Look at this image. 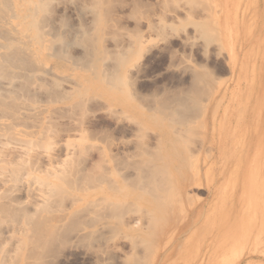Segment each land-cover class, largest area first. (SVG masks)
Masks as SVG:
<instances>
[{
	"label": "bare ground",
	"instance_id": "obj_1",
	"mask_svg": "<svg viewBox=\"0 0 264 264\" xmlns=\"http://www.w3.org/2000/svg\"><path fill=\"white\" fill-rule=\"evenodd\" d=\"M46 1L47 0H0V79H8V81H3L4 84L1 83L2 81L0 82V110L2 109L16 121L20 116V109L23 107L19 105L21 102L17 100V98H19L18 94L17 96L15 95L17 92L14 90V92H16L14 93L10 85H13L15 79L19 76L32 78L37 74V76H41L39 80L42 78L46 80L43 73L38 75V72L46 73L53 69L56 70L58 66L64 65L62 60L64 57H67V61H70L68 62L69 65H77L76 67L80 68V70L82 69L87 75L84 79H78L80 85L87 80L88 82L93 81L92 83H95L99 87H103L104 90L106 89L107 91V96L112 98L113 102L121 103L126 109H131L132 112L136 113L139 116L138 119L141 118V123L139 122L140 125L145 123L153 124L158 131L156 136H159L157 137L158 141L156 144L138 146L141 144L136 143L135 145L138 147H134V150H125L123 156H116L114 154L115 156L112 155L111 157V155H107L108 152L103 151L107 155L106 166H104V164L100 165L98 163L100 160H94L92 159L93 157L91 158L92 162L90 161V163H87V159L82 157L84 148L82 149L81 145L83 144L79 145L76 143V146L80 149H77L74 143L73 147L72 145L70 146L72 149H69L68 146L62 159H58V155L56 156V154H54L53 150L56 148L54 146L56 145V141L54 142V140L52 141L53 143L49 142L48 144L54 147H45L46 145H43L45 150L42 151V144H45L44 141L48 142V139L46 140V134H38L41 140L43 136L46 137H44L45 140L43 143L40 140V145H36V147L38 146V150H36L39 151V147H41L40 150L42 152H28L27 149L30 148L26 146L29 143L28 139V143L24 145L25 147H22L27 151L18 150V147L13 149L8 148L9 150L7 151H11V153L7 152L6 154L9 153V155L3 156L4 158H2L1 156L6 152V149L3 148L0 150V170L2 171L0 175V264L45 263L43 259L46 258L45 256L42 258L41 254L43 252H38V254L35 255L30 253L35 258V260H33L34 262H31V256L27 250H30V246H36V248H44L45 246L51 248V246H53L56 249V246H58L56 243L62 244L61 246L70 247L69 249L72 252L70 253L68 251L70 254H75V252L82 250L81 248L87 244L88 248L86 246L84 249L86 248L88 251L83 250L84 253H81L82 251H79V253L82 255L87 253L89 255H94V252L90 251L92 249V247H90L92 246L91 244L95 240H100L96 244L98 246L99 244L101 246V244L106 243L110 238L108 235L109 231L117 232L121 235L123 234L122 236L127 238L130 243V248L125 251L124 255L121 254L123 256H115V261L116 258H119L117 264H166L175 256H179V260L183 264H191L197 261H200V264L209 263L213 256L212 253L211 255L204 254L201 257H198V255L194 257L193 255L187 256L192 245L190 242L192 236L191 231H193L199 221H201L200 219H202L201 217L207 202L199 200L198 206H192L191 208L188 206L185 207V203L188 202L187 200H194L189 194V189H191L193 185L196 186L197 184L199 187L206 185L209 190L216 191L219 184L230 170L228 164H226L227 154L224 145V129L222 125L226 120H228L229 123L233 121L236 116L234 108L238 110L240 107L251 109L254 102L257 101L260 96L264 95V68L261 69V67L258 68L259 66H257L259 62L264 65V48H261L253 54L256 64L254 66V75L252 76L253 83L250 95L247 97L246 101L242 99L238 102V99L235 98V91H232L228 99L227 108L221 113L220 107L227 100V92L226 94L224 93L225 95H222L224 97L221 98L216 95L213 89L217 80H215L213 75V78H210L211 76H208L209 74L206 73L209 79H206L207 81L204 83L202 82L203 84L201 83L203 85L201 90L199 89L197 92H192V89L184 90V88H181L182 86L178 87V89H181L176 92L174 89L173 92L175 93L172 98L168 99L167 95L168 101H166L167 99H165V96V103L161 102L157 110L148 113L150 109L145 110L141 107L144 104H140V106L133 102V97L135 95L131 94L133 92L130 93L131 89L129 90L128 88L130 85H128L129 83L127 84L123 76L128 61L133 57L137 47L142 46L145 40V33L144 35L141 34L137 36L135 34L136 36H131L133 37L131 41L129 40V43L126 42L127 44L123 43L124 45L120 44V49L116 52H110V50L105 51L99 42L100 36H102L101 34L103 33V17L102 13L99 12V10L98 13L96 10L93 26L91 27L89 25L90 28L84 24L85 26L82 25L80 28L76 29L74 34L76 42L84 47V54L77 56L68 55V51L67 54L64 52L66 51L64 50L66 47L64 49H58V46L55 45V39L59 37H52V35L64 36L65 34L61 33L57 35L58 29L53 31L52 28H50L51 26L48 28L50 30L47 31L46 25L48 24V27L49 23L44 17L45 14L42 15L46 22V29L42 26V23L45 22H43V19L40 17L41 11L44 7L50 6V4L47 5ZM171 1L177 2V0ZM187 1L189 2L188 6L190 9L188 8L186 16L199 12L197 13L198 17H193L194 19H192L196 33L198 32V34L204 35L208 39H215V33L222 34L221 38L217 37L218 39H216L218 40V46L228 49L230 56H232V49L230 48L231 40L228 33H224L225 27L227 26L226 19L230 16L227 10V3L232 2L236 4L237 15H239V11L244 6L258 3L259 6L252 9L253 21L246 20V17L249 15V10L244 12L243 22L237 21V30L239 34L236 38L239 39V42L241 39L245 41V32L254 31L260 25L263 26L262 34L254 38L261 40L262 45H264V0ZM102 2V0H94L92 4L94 3V8L98 9L102 6ZM181 4L184 5L185 3L182 2ZM137 5L139 4H136L138 8ZM175 5L177 4L175 3ZM195 5H198L197 8L194 7ZM167 6L168 4L166 7ZM180 6L181 5H179V8ZM186 6L187 5H185V7ZM182 7L184 8V6ZM175 8L178 9L177 6ZM46 11L47 10L44 12ZM139 15H141V13ZM146 16L148 17V15ZM184 16L182 13L175 15L176 18L173 20L177 18L181 21L185 20L186 17ZM150 17L153 19V16ZM152 19L150 23H148L150 27L148 29L157 31L163 30L161 33L164 32L166 25L161 24L162 22L156 23L155 20L157 18L155 20ZM166 19L167 18H165V20ZM65 26L67 25H64V27ZM70 26L71 25L68 27ZM52 31L57 34H53ZM69 33L72 35L71 31H68V34ZM67 37L64 39H68ZM75 39H73L74 42ZM60 40H57V42ZM61 41L64 42L63 39ZM243 41L240 42V50L242 51L245 47ZM67 43L66 45L68 46ZM71 44L72 43L69 45ZM116 46H118V44ZM71 48L72 47H70V49ZM232 59L233 67L236 70L239 66V61L234 58ZM111 60H113L112 62H114V64H110L111 62L108 64V61ZM50 61L53 62V66H49L48 63ZM17 68H20V70L22 69L21 74L16 71ZM201 75L199 76L202 77ZM197 77H195L196 79L194 80L199 81L200 78L197 79ZM242 80H244V77L241 73L239 81ZM41 81L39 82L40 85L44 79L42 82ZM28 82L30 83V81ZM51 83H53V85ZM51 83L50 86L58 84L55 82ZM46 84H48V82L45 81V84L42 86H47ZM195 84L199 85L200 81L198 84ZM8 85L12 90L6 87ZM61 86L57 89H60ZM199 86L197 87L199 88ZM197 87H195L194 90L197 89ZM50 88L48 84V89ZM72 89L74 88H70L69 90L63 89L64 91L61 89L62 91L60 90L59 92H57L56 89L52 90L57 97L55 102H65L70 99L72 101ZM55 95L53 96L55 97ZM161 100L163 101V98ZM140 101L142 102V100ZM258 104L259 110L249 111L246 109V111L244 110L245 112L240 115L239 119L238 117L236 118L238 119V123L247 124V134H249L254 141L250 147L251 152L249 153L253 155L254 162L244 171H235L231 173V175L236 178L233 195L231 199L224 200L223 202H230L228 206H230L231 209L230 216L233 218L240 213L243 207L242 201L248 195H252V192H255L250 186L245 185L249 180L253 179L251 181L254 182L256 193L264 190V176L260 177L256 174L257 171L264 172V105L260 107L259 102ZM151 107L152 106L149 108ZM4 112L2 113L3 115ZM17 122L19 121L17 120ZM15 125L16 123L14 124V122L6 124L5 121L4 123L0 121V133H3V131L9 132L10 130L12 133L18 134L21 130L17 132L14 127ZM205 128H212L211 139H209L210 146L208 145L210 147H208L210 151V153L208 152V156L211 158L212 163L211 167L208 169H205L207 160H204L207 156H203L205 157L203 159L205 162L200 156L202 155L201 147H204L203 144H205V142L201 143V147L198 151H194L191 147V139H194L196 134L198 132L200 133L201 129ZM139 130L142 132L141 128ZM12 133L11 135L13 136ZM9 134L7 133V136H10ZM3 135L5 134L3 133ZM201 135H203V133ZM2 138L4 139V137ZM18 138V140L21 141V137ZM7 140L10 141V139ZM35 142L39 144V141ZM10 143H12V141L9 142V144ZM18 143L20 145V142H17L15 143L17 144L16 146H18ZM15 144L12 143L9 146H15ZM20 147L21 145L19 148ZM30 150L34 151V148H30ZM6 154L4 153L3 155ZM219 164L220 166L218 167L217 165ZM218 169H220V171L217 173L215 170ZM212 171H215V175L212 181H210L208 175ZM240 183L243 184L241 188H239ZM190 203L193 204L192 202ZM252 204L253 202L249 204V209ZM168 215H174V218H180V221H183L182 223H177L169 229H166L164 227L166 224L163 226L161 220L166 219ZM235 223V220L229 221L227 219L220 223L219 226L221 231H223L235 225ZM203 225L204 224H200L198 228ZM263 232L264 225L260 226L259 233L262 234ZM162 236L168 240L160 247L158 242ZM235 236L236 235L232 236L231 240H229V238L227 240H221L217 251L225 252L230 250V248L235 245V242L237 243ZM208 247H211V245ZM42 250L43 249H41V251ZM53 251H57V249ZM57 252L60 253L61 251ZM48 255H46V257ZM50 259L52 260V257ZM51 262L53 263L54 261L52 260Z\"/></svg>",
	"mask_w": 264,
	"mask_h": 264
},
{
	"label": "rangeland",
	"instance_id": "obj_2",
	"mask_svg": "<svg viewBox=\"0 0 264 264\" xmlns=\"http://www.w3.org/2000/svg\"><path fill=\"white\" fill-rule=\"evenodd\" d=\"M102 1H103L102 6L99 7L98 9H95L93 6L94 3L92 4L94 0H51V1L47 0L46 1L47 5L50 4V6L45 5L46 7H44L43 10L41 11L40 17L41 19L45 17L46 21L49 23V26L47 27L48 25L47 24L46 25L47 29L45 28V24H46V22L44 21L45 19L42 20L43 22H45L42 23V26H44V28L47 31L50 30L48 29L50 26H51L50 28H52L53 31L54 30L56 31L58 29L57 32L58 34L56 33L57 35L64 33L65 35L62 34L64 36L60 35L61 37L52 35V37H56V38L59 37L58 39H55V45L58 46L57 47L58 49H62V48L64 49L66 47V49H64L66 50L64 51L65 54H67L68 51L69 52L68 55H75V56L83 55L85 51L84 47L76 42L74 35L75 31L84 24L88 27L90 26L92 27L94 24L93 20L95 18L94 14L96 15V12H98V10L99 12L102 13V17H103L102 19L103 33L101 34L102 36H100L99 42L105 51L110 50V52H116L118 49H120L121 45H124L123 43L126 42L129 43L131 41V39L133 38L131 36H136V35L138 36L141 34L144 35L145 33L144 35L145 40L143 41L142 46L137 47V50L134 52L133 57L130 58V60L128 61L125 72H123V76L125 77L127 84L129 83L128 85H130L128 86L129 90L131 89L130 93L133 92L131 94L135 95L133 97V102H135V104L137 105L138 104L146 105V106L140 105L145 110L148 109L151 110L152 108L151 111L148 110V113L157 110L158 107H160L161 102L165 103V99H167V95H168V99L172 98L174 93L181 88L182 89L184 88V90L192 89L191 90L192 92L193 91L197 92V90L199 91V89L201 90L203 86L202 84L209 79V77H207L208 74H209L208 76H211L210 78H213L212 77L213 75L215 80H217L215 83L216 85L214 86L213 89V92L216 95H218L221 98L224 97L222 95L224 93L226 94L227 92L228 95L227 100L220 107L221 113L227 108L229 102L228 99L232 91H235V95H236L235 98L238 99V102L242 99L244 101L247 100V97L250 95V91L253 83L252 76L254 75V66L256 64V60L253 58V54L259 51L261 48H264V45H262L261 40H258V38H254V37H258L262 34L263 26L259 25L256 30L251 32H245L246 33V37L244 36V38H246L245 41H243L244 39L240 40V42L243 41L245 44L244 50L242 51L240 50L239 39L236 38V36L239 34V31L237 30V21L243 22L245 15L244 12L248 10H249L248 11L249 15L246 17V20L253 21L254 18H252V14H253L252 9L258 7L259 6L258 3H252L249 4L248 6H244L239 11V15L236 14L237 11L236 4H233L232 2L227 3V10L230 13L229 14L230 16H228L226 19L227 26L225 27L224 33H228L231 40L230 48L232 49V54H231L232 56H230L228 49L226 48L224 49L218 46V40L216 39H218L219 37L221 38L222 34L215 33L216 34L215 39L213 38L208 39L206 36L200 35L198 34V32L196 33L195 27L192 23V19L197 18L198 17L197 13L199 12H195L190 16H186L187 15L186 13L189 8L188 6L189 2L187 0H181V1L177 0V2H173L171 0H102ZM179 1L185 4L182 5ZM137 3L139 4L137 5L138 8L136 7ZM175 3L177 5H175ZM167 4L168 6L166 7ZM179 5H181L180 8ZM185 5H187L188 7L186 6L187 7L186 8ZM176 6L178 7V9H181L182 11L176 9L175 8ZM182 6H184V8ZM197 6L198 5H195L194 7L197 8ZM45 10L47 11L44 12ZM91 12L92 13L95 12V13L92 14ZM140 13L141 15H139ZM181 13L183 16L185 15L184 17H186L185 20H182L183 22L178 18H177L178 20L177 19L173 20L174 18H176L175 15ZM42 14L43 15L45 14V16L43 17ZM146 15H148V17ZM149 15L153 16L154 20L157 18L155 20L156 23L162 22L161 24L166 25L164 32L161 33V31L163 30L157 31V30L148 29L150 28L148 26V23H150V20L152 19ZM165 18L167 19L165 20ZM64 25L67 26L64 27ZM69 25L71 26L68 27ZM53 31L52 33L55 34ZM68 31H71L72 35L70 33L68 34ZM65 37H67L68 39H64ZM61 38L64 40V42L61 41L62 40ZM73 39H75V42ZM57 40H60L61 42L60 41L57 42ZM53 43H54V38H53ZM66 43L68 44V46L66 45ZM70 43L72 44L69 45ZM117 44L118 46H116ZM70 47L72 48L70 49ZM232 58L239 61V66L236 70L233 67ZM67 60L68 58L64 57L62 60L64 65L60 67L58 66L57 68L55 67L56 70L53 69L54 71L51 70L50 72H46V73L38 72V75H41V73H43V76L46 77V80L45 78L39 80L41 76H37V74L35 75V77L32 78H26V76H22V77L19 76L18 78H16L17 80L15 79L13 85H10L11 88H13V92L14 90L17 92L14 93H16L15 94L16 96L18 94L19 98H17V100L18 102L19 101L21 102L19 105H21V107L23 108H21L22 110L20 109V113H19L20 118L18 117L16 121L1 109L2 111L0 110V118L2 116L3 117L1 118L0 121L3 123L5 121L6 124H8L9 122L10 123L14 122V124L16 123V125L14 126L15 130L17 132H19L20 130L21 131L18 134L12 133L10 130H9L10 134L7 131H3L5 135H3V133L1 132L2 134L0 133V148H1L0 150H2L3 148L6 149V152H4L6 154L7 152H9L7 150L18 147L17 148L18 150H22V151L28 150V152L37 153L45 150L44 149L45 147H49V146L51 147L52 145H48V144L49 142L53 143L52 141L54 140V142L56 141L55 142L56 145H54L56 148L55 149L52 148L54 149L53 150L54 154H56V156L58 155L57 156L58 159H62L65 155L68 146L69 149L70 148L72 149L73 143L75 144V146L77 144L79 145L83 144L81 145L82 149L84 148L83 149L84 154L82 153V157L87 159V161L85 160L87 163L88 162L90 163V161L92 162V159L94 160L98 159V161L100 160L98 162L100 165L104 164V166H106L107 155H111V157L112 155L123 156L125 150H134V147L143 146V145L148 146L157 143L158 141L157 137L159 135L156 136L158 131L153 124L145 123L143 125H140L141 118L138 119L139 116L136 113L132 112L131 109L130 110L126 109L121 103L113 102V99L107 96L106 89L104 90L103 87H99L95 83L94 85L92 83L93 81L88 82L87 80H85L84 81L85 83L83 82V84L80 85L78 79L80 78L84 79V77L87 76L86 73H84L82 69L80 70V68L76 67L77 65L76 66L69 65L68 62L70 61ZM112 61L113 60L108 61V64L110 62H111L110 64H114V62ZM48 64L49 66H53V62L51 61ZM262 65L263 64L259 62L257 66H259L258 68L261 67V69H263L264 65L263 66ZM17 69L16 71L21 74L22 69L21 70L20 68ZM203 71L206 72L204 73ZM241 73L243 74L244 80L239 81V76L241 75ZM199 75H201L202 77H200ZM195 77H197V79L200 78L199 85L201 86L195 84V83L198 84L199 82L198 80H194L196 79ZM27 79L28 81H30V83L27 81ZM4 80H6V78L4 79L2 78V80L0 79V82L2 81L1 83L4 84L3 83ZM6 81H8V79ZM40 81L42 82L41 85L39 84ZM45 81L48 82L49 88L53 85V83L51 82H55L58 84L57 85L54 84V86H52L53 88L51 87L52 89L51 88L48 89V84H46L47 86L44 87L42 86L45 84ZM50 83L52 84L51 86ZM15 84L17 87L15 86ZM59 85L62 86L60 89H57L60 87ZM10 86L8 85L6 87L9 88ZM197 86H199V88ZM54 87L57 92H59L61 89L69 90L70 88H74L72 89L73 92L71 95L72 101L70 99L69 101H65V102H55V99H57V97L54 94V91H52L55 90ZM178 87L181 88L178 89ZM195 87H197V89L194 90ZM11 88L9 89L12 90ZM174 89L175 92H173ZM53 95H55V97ZM162 98L164 102L161 100ZM139 99L142 100V102ZM168 99L166 101H168ZM263 100H264V95L260 96L257 99V101L254 102V105L251 109H248L247 107L245 109L240 107L239 110L237 108L236 109L234 108L236 112V116L233 119V121L229 123V121L226 120L223 123L222 125L224 129L223 138L225 141L224 145L227 154L226 164H228L230 170L219 184L218 189L216 191H211L209 190V188H207L206 185H204L203 187L202 186L199 187L197 184L196 186L193 185L191 189H189V194L191 198L195 200V202L193 199H192L193 201H191V199L187 200L188 202L185 203V207L188 206L189 208H191L192 206H198L199 200L206 201L207 204L205 206L204 213L201 217L202 219H200L201 221H199L198 225L193 229V231H191L192 236L190 238V242L192 245L187 253V256L193 255L194 257L198 255V257H201L204 254L211 255L212 253L213 254L212 259L207 264H264V232L262 234L259 233L260 226L264 225V190H261L259 193H256V189L254 188V182L251 181L253 179L249 180L245 185L250 186V188L254 189L255 192H252V195H248L242 201L243 207L241 208V211L238 214V216H236L235 218L230 216L231 209L230 206H228L230 202L228 203L223 202L224 200L226 201L227 199H231L233 195V189L235 187L236 178L232 176L231 173L235 171H244L248 169V167H250L251 164H253L254 162L253 155L249 154L251 152L250 147L254 141L252 137H250V135L247 134V124L238 123V119L240 115L246 111V109L249 111L259 110L258 102L260 103V107H261L262 105H264ZM150 106L152 107L149 108ZM3 112L5 118L4 115L2 114ZM237 117L238 119H236ZM17 120L20 123L17 122ZM138 127L139 129L140 128L142 129V132L138 129ZM201 131L200 133L198 132L196 134V136L197 135L199 136V137L197 136L198 138L196 136L195 137L193 136L195 140L191 139V145H192L191 147L194 149V151H198L201 147V143L205 142V144H203L204 147H201L202 155L200 156L202 160L205 158L203 156H207L204 160H207V163H205V167H206L205 169H208L211 167V163H212L211 158L208 156L209 155L208 152L210 153L209 139H211L212 128L201 129ZM6 132L11 137L7 136ZM11 133L13 134V136L11 135ZM202 133L203 135H201ZM38 134L39 135L46 134L47 138L43 136L41 140V137ZM1 136L4 137V139ZM18 137H21V141L23 142L18 140L19 139ZM44 137L46 138V140L48 139V142L44 141L45 140ZM7 139H10V141ZM27 139L29 143L27 142ZM33 140L39 141V144L38 142H35ZM40 140L42 141V143L44 141L45 144L43 143L42 148L39 147V151H37L38 146L36 147V145H40L41 142ZM11 141L13 144L20 142L21 147L19 148L20 145L18 143V146H16L17 144H15V146L13 145L11 146L12 147L11 148L9 146L12 144V143L9 144V142ZM130 142L134 146H132ZM27 143L28 145H26ZM136 143H139L141 145L137 144L138 146H136L135 145ZM24 145H26L28 148L29 147L32 149L34 148V151L30 150V148L27 150L22 148ZM43 145L46 146L44 147ZM71 145L72 147H70ZM40 148L42 149V151L40 150ZM77 149L80 148L77 147ZM203 149L205 152L203 151ZM103 151L108 152V154L106 155ZM9 153H11V151ZM9 153L6 155L2 154L1 157L4 158L5 156H8ZM217 166L219 167L220 164ZM215 171L218 173L220 169ZM215 171L210 172V174L208 175V179L210 181H212L215 175L214 174ZM1 172L2 171L0 170V175ZM256 174L259 175L260 177L264 176V172L261 171H257ZM239 186H240L239 188H241L243 184L240 183ZM189 201L192 202L193 204H191ZM252 202L253 204L249 209V204ZM227 219L229 221L235 220L236 223L235 225L221 231L219 224L226 221ZM161 221H162L161 224L163 226L166 224V226L164 227L166 229H169L171 226H174L177 223L180 222L182 223L183 220L180 221V218H174V215L173 216L168 215L166 219H162ZM200 224H204V225L198 228ZM108 235L110 236L109 240L106 243L101 244V246L100 244L99 246L96 245L97 242H99L100 240L93 241V243L91 244L92 246H90L92 247L90 251H93L94 255L90 254L91 256L88 253L83 255L81 254L84 253V251H88L86 250V248L84 249V247H86L87 244L81 248L82 250H79L80 252L82 251L81 253L77 251L78 253L75 252V254H70L72 253L71 250L69 249L70 247L68 248L67 246H61L62 244L60 245V243H56L58 246H56L55 244L57 251L59 252L61 251L60 253H58L57 251H53L56 250L55 247L53 246H51V248L53 247L52 249L49 248L48 246H45L44 248L43 247L36 248V246H30L29 247L30 250H27V252L31 256V260H30L31 262L35 260L33 255L38 254V252H43L44 254L41 253L42 258L45 256L46 259H43V261L45 260V263L42 264H49V262L50 264L53 263L95 264V262L96 264H100L101 262H102L101 264L104 263L113 264L114 262H115L114 264H117L119 258L118 259L116 258L115 261V256L116 255L117 257L123 256L125 251L130 248V243L128 242L129 240L127 238L122 236L123 234L121 235L120 233L109 231ZM234 235H236L235 238L237 243L235 242V245L232 246L230 250L225 252L217 251L221 240H227L228 238L229 240H231V237ZM167 240H168L167 238L162 236L158 242L160 247L164 245L167 242ZM209 245H211V247H208ZM41 249H43L44 251L43 250L41 251ZM119 250L122 251L123 253L120 252ZM30 253H32L33 255ZM45 254L46 255L49 254V255L46 257ZM51 257L52 260L54 261L53 263L51 262L52 261L50 259ZM166 264H183V263L180 262L179 256H175L172 260H170ZM191 264H200V261Z\"/></svg>",
	"mask_w": 264,
	"mask_h": 264
}]
</instances>
